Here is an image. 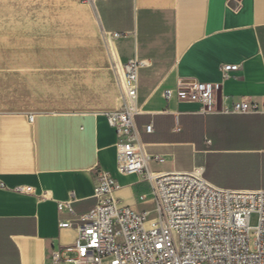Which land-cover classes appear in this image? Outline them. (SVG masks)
<instances>
[{
	"label": "crops",
	"instance_id": "1",
	"mask_svg": "<svg viewBox=\"0 0 264 264\" xmlns=\"http://www.w3.org/2000/svg\"><path fill=\"white\" fill-rule=\"evenodd\" d=\"M113 58L143 63L134 122L150 172L202 168L216 187L264 189V0H0V264L64 256L77 233L59 223L93 210L97 170L120 206L154 209L149 183L117 171ZM192 81L219 85L217 108L260 112L203 114L177 96ZM70 198L75 216L60 214Z\"/></svg>",
	"mask_w": 264,
	"mask_h": 264
},
{
	"label": "built area",
	"instance_id": "2",
	"mask_svg": "<svg viewBox=\"0 0 264 264\" xmlns=\"http://www.w3.org/2000/svg\"><path fill=\"white\" fill-rule=\"evenodd\" d=\"M113 62L122 105L105 116L117 136V171L125 176L140 175L149 183L155 218L148 221V213H138L110 199L121 187L107 172L97 170L94 173L97 203L93 210L77 216L75 222L59 223L60 228L76 230L75 242L63 248L74 256L65 258L59 250L53 251L51 264H264V189L216 187L205 180L202 168L189 172H150L149 157L138 140L134 122L138 112V70L143 63L132 60L121 64L114 58ZM232 70L234 66L222 67L224 78ZM218 90L219 85L192 81L180 85L177 96L199 104L203 114L260 112L257 104L245 100L217 108ZM171 96V90L163 92L164 99ZM151 130V126L146 127L147 132ZM146 198L141 195L139 200ZM57 207L60 214L75 216L71 198L58 202ZM252 215L257 216L255 227L250 224ZM105 259L109 260L104 262Z\"/></svg>",
	"mask_w": 264,
	"mask_h": 264
},
{
	"label": "rangeland",
	"instance_id": "3",
	"mask_svg": "<svg viewBox=\"0 0 264 264\" xmlns=\"http://www.w3.org/2000/svg\"><path fill=\"white\" fill-rule=\"evenodd\" d=\"M111 68H112V71L114 72V75H115V77L117 79V82H118V85L120 87V82H119V79H118L117 74H116V70H115V66H114L113 60H112V63H111ZM153 218H155L154 209H152L151 212L148 214L147 220L149 221V220H152ZM250 224H251L252 227H255L257 225V216L256 215H252L251 216ZM250 237H251V239L253 238V233H251V236ZM73 256H74V254L66 253L63 257L68 258V257H73ZM108 260L109 259H105L104 262H106Z\"/></svg>",
	"mask_w": 264,
	"mask_h": 264
}]
</instances>
